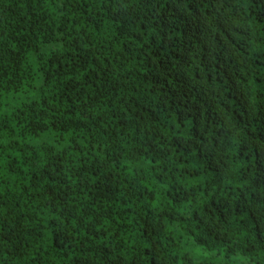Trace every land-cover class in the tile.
I'll return each instance as SVG.
<instances>
[{"label": "trees", "instance_id": "1", "mask_svg": "<svg viewBox=\"0 0 264 264\" xmlns=\"http://www.w3.org/2000/svg\"><path fill=\"white\" fill-rule=\"evenodd\" d=\"M0 264H264V0H0Z\"/></svg>", "mask_w": 264, "mask_h": 264}]
</instances>
